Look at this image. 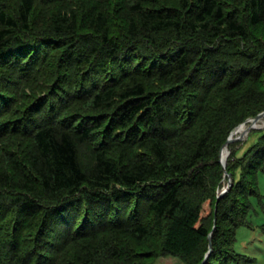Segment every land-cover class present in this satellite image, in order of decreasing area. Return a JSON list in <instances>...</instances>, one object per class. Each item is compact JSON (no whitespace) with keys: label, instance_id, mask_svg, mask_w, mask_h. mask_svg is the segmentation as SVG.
I'll return each mask as SVG.
<instances>
[{"label":"trees","instance_id":"16d2710c","mask_svg":"<svg viewBox=\"0 0 264 264\" xmlns=\"http://www.w3.org/2000/svg\"><path fill=\"white\" fill-rule=\"evenodd\" d=\"M46 1H0V142H30L0 166V225L13 215L0 264L252 262L235 240L264 173V126L241 155L229 144L225 167L219 158L264 110V0H124L125 16L117 0L87 24L63 7L36 27ZM48 85L21 119H4L26 87ZM225 171L232 185L217 200Z\"/></svg>","mask_w":264,"mask_h":264},{"label":"rangeland","instance_id":"374dc122","mask_svg":"<svg viewBox=\"0 0 264 264\" xmlns=\"http://www.w3.org/2000/svg\"><path fill=\"white\" fill-rule=\"evenodd\" d=\"M0 1L9 2L10 3L9 6L11 7H14L17 5V0H0ZM48 1L49 0H47L46 2H36L35 3L33 21L36 27L44 28L51 19L49 17L50 14L53 15L55 11L62 9L63 7H65L66 10L69 12L73 11L75 15H77L80 18L81 24H87V19H85V14L88 11H90L93 6H97V7L101 6L100 8H103V6H105L106 8L111 9V11L116 10V13H117L116 8L118 6L117 0H50V2ZM127 3L128 1H124V4L126 6L124 7L122 11L121 16L122 15L125 16L126 12L125 13L123 12L128 8ZM175 3H176V0H142V5L148 8L149 7L158 8L164 5H175ZM261 32H264V25H261L257 30L258 34H261ZM52 55H53V52H52ZM51 82L49 85H51ZM15 85L9 84L8 86L9 88H12ZM49 85L47 86V88H40L36 92H34L31 87H26L27 91L26 89L25 91L27 93L26 94L27 97L23 96L22 99L17 101L16 111L13 112L12 114L10 113L9 115H6L4 119L6 118L12 119V120L21 119L23 116V111L26 109L27 105L30 104L33 100L32 95L36 94L38 96L39 94L40 95L47 94L50 90ZM150 86L152 88V85ZM73 106L74 108L72 109H70L69 107V111H67L68 112L67 114L75 110V107H77L78 104L74 102ZM89 112L90 111H88V113ZM111 112L112 111H106L105 113H102V117H101L102 119L101 118L100 119L102 121H106L108 118L106 116H109ZM90 113H93V112H90ZM103 117L105 118V120ZM263 123H264V119L263 121H260L258 124L262 125ZM235 131L236 130H234L233 135H235ZM257 135L258 133L249 131L247 135L243 136V138L232 141L233 143L230 142L231 145L233 144L232 147L237 149V155H241L243 150L248 146V144H250L252 141L255 140ZM8 137L10 139L7 144H4L2 141L0 142V166L2 167H4V163L7 161L6 157L13 158V159L16 158L17 160L20 161L23 153L25 154L30 147L29 139L25 136L13 135V136H8ZM235 137H237V135H235ZM0 138L3 139L4 137H0ZM97 140L98 138L96 137V141ZM229 144L227 145V148L229 150L228 155L230 154V151H231V147L229 146ZM113 154L111 155L113 156ZM81 156L84 161L88 162L90 160V153L88 152V149L81 148ZM114 156H116V154H114ZM227 182H228V176L224 177V182H223L224 184L221 187V189L227 185ZM257 184H258L257 186L258 193L256 195H252L250 198L251 206H250V209L247 215L248 222L246 225H242L237 228L236 240H235V250L252 260V262L248 264H264V173L263 172L258 173ZM1 220L2 221L0 225L1 227L0 240L2 242L0 241L1 242L0 244L2 247H0V260L3 259V256L7 250L6 243H4V238L9 236L10 233L12 234L11 222L13 220V215L7 214L6 216H3V218L1 217ZM34 234H35V229L33 231L25 230V232L22 234L24 237H26L25 244H30L31 239L33 238ZM66 248H67L66 250H68L69 252L73 251L72 245H69ZM207 256L205 257L204 262H206ZM157 264H180V262L176 258L167 257V258L159 259Z\"/></svg>","mask_w":264,"mask_h":264},{"label":"water","instance_id":"95a60500","mask_svg":"<svg viewBox=\"0 0 264 264\" xmlns=\"http://www.w3.org/2000/svg\"><path fill=\"white\" fill-rule=\"evenodd\" d=\"M264 119V110L259 112L258 114H256L255 116L253 117H249L247 119H245L242 123L238 124L231 132L230 134L228 135L225 143L223 144L221 150H220V158H219V161L220 163L222 164L223 167H225V164H226V160L222 159L221 157V154H222V149L225 145L229 144L230 142L232 141H235V140H238L240 138H243V136L247 135V133L252 130V129H255V128H261L264 126V123L262 125L258 124L260 121H263ZM249 123L248 126H247V129L245 130V132L241 135V136H237V137H232L233 135V132L234 130H236L240 125L244 124V123ZM225 174L226 176H228V182H227V185L224 186L221 190H219L218 192V195H217V200L227 191L228 187H230L232 185V180H231V176L229 173H227L225 171ZM211 240H209V249H208V253L206 254V256L210 253L212 247H211ZM205 261V259H204Z\"/></svg>","mask_w":264,"mask_h":264},{"label":"bare ground","instance_id":"6f19581e","mask_svg":"<svg viewBox=\"0 0 264 264\" xmlns=\"http://www.w3.org/2000/svg\"><path fill=\"white\" fill-rule=\"evenodd\" d=\"M247 124H249L248 122L247 123H244V124H242V125H240L237 129H236V131H235V135H242L244 132H245V130L247 129ZM234 133V132H233ZM235 135H233L232 137L234 138L235 137ZM228 145V144H227ZM227 145H225L224 147H223V149H222V154H221V157H222V159L224 160H226V158H227V156H228V153H229V150H228V148H227Z\"/></svg>","mask_w":264,"mask_h":264}]
</instances>
